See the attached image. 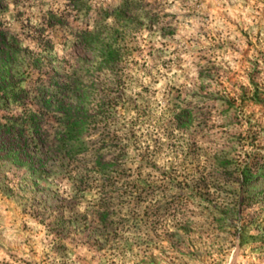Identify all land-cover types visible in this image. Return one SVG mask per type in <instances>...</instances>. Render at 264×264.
I'll return each mask as SVG.
<instances>
[{
  "label": "rangeland",
  "instance_id": "374dc122",
  "mask_svg": "<svg viewBox=\"0 0 264 264\" xmlns=\"http://www.w3.org/2000/svg\"><path fill=\"white\" fill-rule=\"evenodd\" d=\"M0 25L14 50L1 117L77 79L113 159L98 189L0 153V264H264V0H1ZM97 28L113 62L81 41ZM252 155L262 167L239 184L223 165ZM235 186L249 195L244 242L206 227L185 249L170 242L185 219L208 221L214 190L229 203Z\"/></svg>",
  "mask_w": 264,
  "mask_h": 264
},
{
  "label": "trees",
  "instance_id": "16d2710c",
  "mask_svg": "<svg viewBox=\"0 0 264 264\" xmlns=\"http://www.w3.org/2000/svg\"><path fill=\"white\" fill-rule=\"evenodd\" d=\"M6 32L0 25L2 89L8 88V79L13 69L10 58L14 50L9 41L12 36L6 35ZM80 38L86 47L97 53L99 63L113 62L116 50L103 40L98 28L82 30ZM81 85L74 79L71 82L64 80L56 88L45 87L43 93L38 96L40 107L37 109H29L23 105L19 117L14 113L6 118L0 115V153L18 165H27L40 174L56 173V170L65 166L72 174L73 185L94 184L98 189H103L108 184L107 178L113 162V159L106 155L111 149L106 139L95 138V133L91 132L93 105L90 104L89 98L92 93ZM186 117L187 120L190 119L189 115ZM175 119L178 126L184 124L181 113H176ZM223 166L231 177L235 175L240 178L237 180L239 184L248 183L253 176L252 172H258L262 167L256 155H252L243 163L234 164L233 167L226 164ZM214 191V203H206L203 207L207 209L208 221L200 227L197 221L190 218L180 222L170 237L172 244L185 249V246H181L186 244L190 233L198 232L200 235L201 228L205 227L209 229L208 234H215L216 240L224 239L220 234L227 233L226 244H233L236 239H239L240 243L244 242L245 236L253 230L252 224L242 218L245 205L243 202L245 198L249 199V195H244L239 200L241 192L243 194L244 191L242 189L239 192L235 186L229 195V203H223L217 201L220 191ZM109 215L111 213L107 207L98 211L97 225L104 223ZM92 231L96 235V228ZM221 246V249L228 248L223 247V244Z\"/></svg>",
  "mask_w": 264,
  "mask_h": 264
}]
</instances>
